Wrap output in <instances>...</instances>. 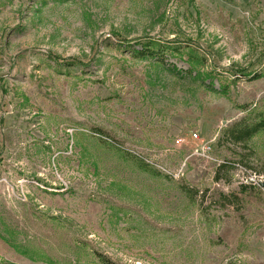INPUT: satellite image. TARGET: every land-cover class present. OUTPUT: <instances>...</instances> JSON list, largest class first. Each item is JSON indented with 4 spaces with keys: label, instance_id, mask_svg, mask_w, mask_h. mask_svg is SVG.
Here are the masks:
<instances>
[{
    "label": "rangeland",
    "instance_id": "rangeland-1",
    "mask_svg": "<svg viewBox=\"0 0 264 264\" xmlns=\"http://www.w3.org/2000/svg\"><path fill=\"white\" fill-rule=\"evenodd\" d=\"M261 113L264 0H0V264H264Z\"/></svg>",
    "mask_w": 264,
    "mask_h": 264
},
{
    "label": "trees",
    "instance_id": "trees-1",
    "mask_svg": "<svg viewBox=\"0 0 264 264\" xmlns=\"http://www.w3.org/2000/svg\"><path fill=\"white\" fill-rule=\"evenodd\" d=\"M161 44V42L155 41V40H146L144 42H141L139 44V47L135 50H133V53L137 57H146V56H154L157 60V51L161 50V48H164L165 51H169L172 53H182V52H188L193 53L194 48L191 44L187 43L183 46L180 44H171L169 42H165L164 45ZM191 56V55H190ZM199 57V56H196ZM203 56L199 57L202 58ZM190 70L188 73L190 74ZM239 76H244L247 78H258L259 75H252L246 73H238ZM222 92H225V89H222ZM262 115L259 116V118L252 120L250 123H246L244 119H242L239 123L235 124L234 126H231L230 128L226 129L227 134L230 135V137L233 139L234 142H244L250 140L258 131L264 130V113H261ZM225 132V130H224ZM143 162V161H142ZM144 164V162H143ZM186 191V194L188 196H191V190L186 188L184 189ZM96 258L101 264H115L114 261H112L110 258H108L106 255L101 253H96Z\"/></svg>",
    "mask_w": 264,
    "mask_h": 264
}]
</instances>
